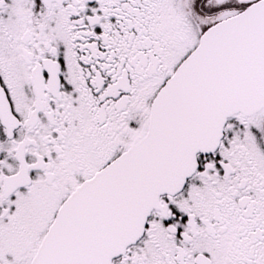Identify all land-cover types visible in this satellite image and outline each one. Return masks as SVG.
Returning <instances> with one entry per match:
<instances>
[{
  "label": "snow or ice",
  "instance_id": "obj_1",
  "mask_svg": "<svg viewBox=\"0 0 264 264\" xmlns=\"http://www.w3.org/2000/svg\"><path fill=\"white\" fill-rule=\"evenodd\" d=\"M0 264H264V0H0Z\"/></svg>",
  "mask_w": 264,
  "mask_h": 264
}]
</instances>
